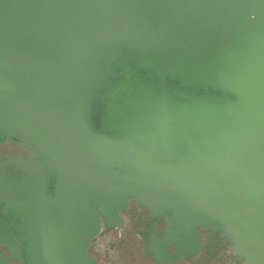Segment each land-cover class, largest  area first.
<instances>
[{"label": "water", "instance_id": "water-1", "mask_svg": "<svg viewBox=\"0 0 264 264\" xmlns=\"http://www.w3.org/2000/svg\"><path fill=\"white\" fill-rule=\"evenodd\" d=\"M0 243L87 253L134 200L164 248L264 264V0H0ZM157 257V255H156Z\"/></svg>", "mask_w": 264, "mask_h": 264}, {"label": "flooded vegetation", "instance_id": "flooded-vegetation-1", "mask_svg": "<svg viewBox=\"0 0 264 264\" xmlns=\"http://www.w3.org/2000/svg\"><path fill=\"white\" fill-rule=\"evenodd\" d=\"M8 155L25 157L24 149L6 140L0 143V159ZM121 223L105 227L91 241L87 253L98 264H243L221 233L196 227L198 242L194 251L177 256V245H166V220L152 216L132 199L119 213ZM157 255V257H156ZM0 264H20L0 243Z\"/></svg>", "mask_w": 264, "mask_h": 264}]
</instances>
